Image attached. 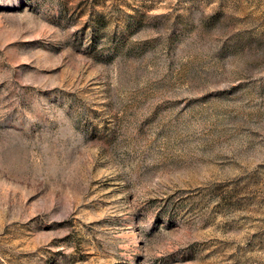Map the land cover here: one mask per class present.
I'll return each instance as SVG.
<instances>
[{
    "label": "rangeland",
    "instance_id": "rangeland-1",
    "mask_svg": "<svg viewBox=\"0 0 264 264\" xmlns=\"http://www.w3.org/2000/svg\"><path fill=\"white\" fill-rule=\"evenodd\" d=\"M0 264H264V0H0Z\"/></svg>",
    "mask_w": 264,
    "mask_h": 264
}]
</instances>
